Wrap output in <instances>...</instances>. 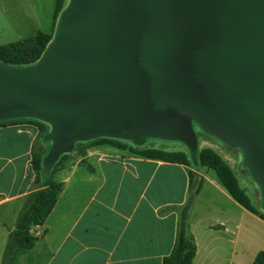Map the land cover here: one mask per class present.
Listing matches in <instances>:
<instances>
[{"label":"water","instance_id":"95a60500","mask_svg":"<svg viewBox=\"0 0 264 264\" xmlns=\"http://www.w3.org/2000/svg\"><path fill=\"white\" fill-rule=\"evenodd\" d=\"M47 124L50 173L78 143L230 149L264 204V0H69L37 62H0V122Z\"/></svg>","mask_w":264,"mask_h":264},{"label":"crops","instance_id":"0c3cea01","mask_svg":"<svg viewBox=\"0 0 264 264\" xmlns=\"http://www.w3.org/2000/svg\"><path fill=\"white\" fill-rule=\"evenodd\" d=\"M41 25L40 0H0V47L43 33ZM35 148H48L37 123L0 124V264L28 197L41 189ZM85 160L60 181L53 211L31 230L35 245L15 264H163L187 207L193 264H254L264 253V213L238 204L210 170L115 148L93 149Z\"/></svg>","mask_w":264,"mask_h":264},{"label":"trees","instance_id":"16d2710c","mask_svg":"<svg viewBox=\"0 0 264 264\" xmlns=\"http://www.w3.org/2000/svg\"><path fill=\"white\" fill-rule=\"evenodd\" d=\"M65 5L66 0H56L53 24L54 28L57 26L59 16L66 7ZM53 38L54 36L40 32L29 39L1 46L0 62L13 67L34 64L43 55L48 45L52 42ZM19 120H28L37 123L41 133V140L43 141L45 135H47L50 131V127L47 124L34 119H17L0 122V124ZM194 127H198L197 129L195 128L198 139H200V133L207 137H211L205 134L198 125L194 124ZM92 142L109 144L120 150H128V146L125 144L126 141L123 140L100 138ZM79 145H81V143H78L76 147ZM50 147L48 150H46V152H42V149L38 151L37 148L33 150L32 167L37 173L36 183L41 187V189L30 194L21 211L16 229L9 238L8 246L4 255V264H15L19 254L33 248L36 238L31 233L32 228L45 223L63 191V183L48 181L47 179L49 178V173H46L43 168V159L49 152ZM234 150L240 151L238 149ZM130 153L145 159L196 168L191 162L188 149H186V151L171 152L157 148H146L145 146H134L130 149ZM65 156L68 155L62 156L61 159ZM198 161L199 167L196 169L205 168L214 171L222 186L228 191L231 197L238 204L255 214H259V211L253 205L250 196L240 186L235 173L220 154L211 148H199ZM57 164H59V162ZM193 177L194 175L191 173V178ZM43 179H46V181ZM198 181L201 180L199 179ZM187 212L188 207L185 208L182 214L180 232L174 250L171 255L164 259L163 264L194 263L197 254V246L195 244L194 238L187 232ZM262 217L264 218V215H262ZM254 264H264V253H261L257 256Z\"/></svg>","mask_w":264,"mask_h":264},{"label":"rangeland","instance_id":"374dc122","mask_svg":"<svg viewBox=\"0 0 264 264\" xmlns=\"http://www.w3.org/2000/svg\"><path fill=\"white\" fill-rule=\"evenodd\" d=\"M69 0H66V5ZM65 5V6H66ZM56 8V0H40V11H41V31L46 33L47 35L54 36L55 30L54 24V13ZM196 129L198 127H195ZM199 148H211L220 154L223 159L227 162V164L231 167L233 172L235 173L240 186L248 193L250 196L253 205L256 209L260 210V212L264 213V204L261 196V191L259 186L253 180L249 170L244 166V155L241 151H236L234 149H230L225 144H223L220 140L212 137H207L202 133L199 134ZM125 144L128 146V150L133 148L135 145L132 142L126 141ZM51 143L46 142V146L49 148ZM146 148H157L163 149L171 152L178 151H186L185 145L178 142H166L161 140H148L144 145ZM142 146V147H144ZM115 148L109 144H101L97 142H84L81 143L75 150L67 154L68 156L63 157L59 160V164L55 165L52 171L49 173V178L47 179L50 182H60L68 177L76 163L80 161V164L85 165L86 160L85 157L88 155L89 151L96 148ZM47 148V150H48ZM64 156V155H63ZM34 173L37 175L33 168ZM79 173V172H78ZM210 173L215 175V172L210 170ZM46 181V179H43Z\"/></svg>","mask_w":264,"mask_h":264}]
</instances>
